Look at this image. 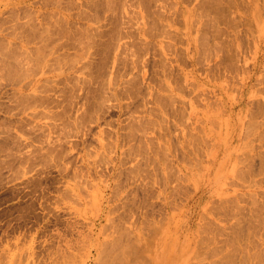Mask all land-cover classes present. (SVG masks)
I'll list each match as a JSON object with an SVG mask.
<instances>
[{
  "label": "rangeland",
  "instance_id": "rangeland-1",
  "mask_svg": "<svg viewBox=\"0 0 264 264\" xmlns=\"http://www.w3.org/2000/svg\"><path fill=\"white\" fill-rule=\"evenodd\" d=\"M0 264H264V0H0Z\"/></svg>",
  "mask_w": 264,
  "mask_h": 264
},
{
  "label": "bare ground",
  "instance_id": "bare-ground-1",
  "mask_svg": "<svg viewBox=\"0 0 264 264\" xmlns=\"http://www.w3.org/2000/svg\"><path fill=\"white\" fill-rule=\"evenodd\" d=\"M37 59V58H36ZM36 63V62H35ZM23 64V63H22ZM19 65V64H18ZM36 68V67H35Z\"/></svg>",
  "mask_w": 264,
  "mask_h": 264
}]
</instances>
